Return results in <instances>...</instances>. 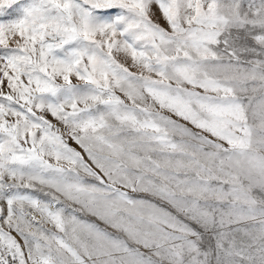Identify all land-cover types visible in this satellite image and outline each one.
Returning a JSON list of instances; mask_svg holds the SVG:
<instances>
[{
	"label": "snow or ice",
	"instance_id": "1",
	"mask_svg": "<svg viewBox=\"0 0 264 264\" xmlns=\"http://www.w3.org/2000/svg\"><path fill=\"white\" fill-rule=\"evenodd\" d=\"M0 264H264V0H0Z\"/></svg>",
	"mask_w": 264,
	"mask_h": 264
},
{
	"label": "rangeland",
	"instance_id": "2",
	"mask_svg": "<svg viewBox=\"0 0 264 264\" xmlns=\"http://www.w3.org/2000/svg\"><path fill=\"white\" fill-rule=\"evenodd\" d=\"M75 147V145H73Z\"/></svg>",
	"mask_w": 264,
	"mask_h": 264
}]
</instances>
